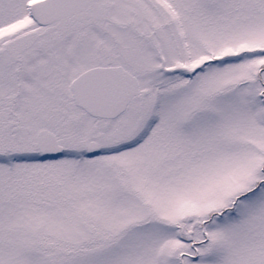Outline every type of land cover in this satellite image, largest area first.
I'll list each match as a JSON object with an SVG mask.
<instances>
[{"label": "snow or ice", "instance_id": "snow-or-ice-1", "mask_svg": "<svg viewBox=\"0 0 264 264\" xmlns=\"http://www.w3.org/2000/svg\"><path fill=\"white\" fill-rule=\"evenodd\" d=\"M0 264H264V0H0Z\"/></svg>", "mask_w": 264, "mask_h": 264}]
</instances>
